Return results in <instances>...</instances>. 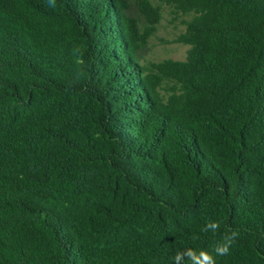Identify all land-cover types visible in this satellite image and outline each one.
<instances>
[{"label":"trees","instance_id":"obj_1","mask_svg":"<svg viewBox=\"0 0 264 264\" xmlns=\"http://www.w3.org/2000/svg\"><path fill=\"white\" fill-rule=\"evenodd\" d=\"M158 1L191 16L166 104L149 0H0V264H173L225 225L217 264H264V0Z\"/></svg>","mask_w":264,"mask_h":264},{"label":"rangeland","instance_id":"obj_2","mask_svg":"<svg viewBox=\"0 0 264 264\" xmlns=\"http://www.w3.org/2000/svg\"><path fill=\"white\" fill-rule=\"evenodd\" d=\"M158 13L157 22L150 27L143 56L138 64L150 71L151 82L162 104L172 96L173 83L169 80L159 82L154 76H160L152 65L165 61L185 62L190 46L182 40L191 16L185 15L173 5L158 0H149Z\"/></svg>","mask_w":264,"mask_h":264},{"label":"clouds","instance_id":"obj_3","mask_svg":"<svg viewBox=\"0 0 264 264\" xmlns=\"http://www.w3.org/2000/svg\"><path fill=\"white\" fill-rule=\"evenodd\" d=\"M48 7L53 10L57 9L56 0H46ZM78 51L80 55H76V62H82L83 51L80 48H74L73 54ZM75 55V54H74ZM221 223L211 218H207L201 231L204 233L211 232L214 235L219 233ZM240 235L238 229H233L227 225L224 226V232L221 238L216 242L211 251L205 249H196L192 247H185L182 250L176 251L173 257V264H217V257L229 254L232 245L236 242ZM199 239L198 236H193L192 240Z\"/></svg>","mask_w":264,"mask_h":264}]
</instances>
